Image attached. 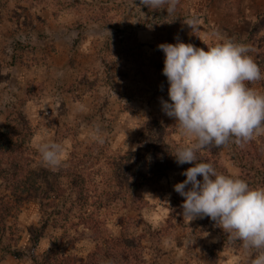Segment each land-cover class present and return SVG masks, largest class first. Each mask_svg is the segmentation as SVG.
I'll return each mask as SVG.
<instances>
[{"label":"rangeland","instance_id":"1","mask_svg":"<svg viewBox=\"0 0 264 264\" xmlns=\"http://www.w3.org/2000/svg\"><path fill=\"white\" fill-rule=\"evenodd\" d=\"M169 6L0 0V264H251L259 254L209 217L183 216L174 185L192 165L174 153L196 141L162 110L158 44L231 39L264 75V0ZM246 83L264 92V78ZM45 139L66 144L60 166L42 161ZM196 155L264 186V132Z\"/></svg>","mask_w":264,"mask_h":264},{"label":"clouds","instance_id":"2","mask_svg":"<svg viewBox=\"0 0 264 264\" xmlns=\"http://www.w3.org/2000/svg\"><path fill=\"white\" fill-rule=\"evenodd\" d=\"M165 2L141 0L148 7ZM168 2L167 11H172L176 0ZM158 48L164 53L162 72L169 96L168 100L161 98L162 110L175 119L182 135L196 141L174 153L177 164L192 165L184 170L185 179L174 185L184 197L183 216L189 221L209 217L246 248L260 250L251 264H264V186L253 187L240 177L219 172L210 162L197 163L196 155L199 148L221 146L233 137L239 144L264 132V92L246 83L264 75L248 54L249 47L231 39L206 49L182 40L162 42ZM91 138L103 142L98 128ZM36 147L42 161L53 168L66 158L65 143L45 139Z\"/></svg>","mask_w":264,"mask_h":264},{"label":"trees","instance_id":"3","mask_svg":"<svg viewBox=\"0 0 264 264\" xmlns=\"http://www.w3.org/2000/svg\"><path fill=\"white\" fill-rule=\"evenodd\" d=\"M23 123H25V122H23ZM25 127H26V123H25ZM54 259V258H53Z\"/></svg>","mask_w":264,"mask_h":264}]
</instances>
